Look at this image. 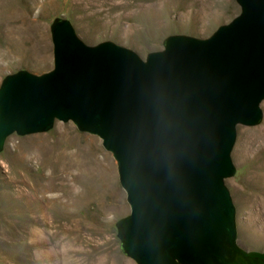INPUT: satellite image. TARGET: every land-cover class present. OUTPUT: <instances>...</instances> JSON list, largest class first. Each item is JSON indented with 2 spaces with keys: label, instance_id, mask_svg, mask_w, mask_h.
I'll return each instance as SVG.
<instances>
[{
  "label": "water",
  "instance_id": "water-1",
  "mask_svg": "<svg viewBox=\"0 0 264 264\" xmlns=\"http://www.w3.org/2000/svg\"><path fill=\"white\" fill-rule=\"evenodd\" d=\"M209 37L174 34L146 59L113 41L86 44L70 20L51 27L54 66L0 85V152L7 138L72 121L117 161L130 213L117 223L137 264H264L238 244L226 180L238 126L262 121L264 0Z\"/></svg>",
  "mask_w": 264,
  "mask_h": 264
},
{
  "label": "rangeland",
  "instance_id": "rangeland-1",
  "mask_svg": "<svg viewBox=\"0 0 264 264\" xmlns=\"http://www.w3.org/2000/svg\"><path fill=\"white\" fill-rule=\"evenodd\" d=\"M202 1L189 0L184 7L175 0H39L33 7L17 1L7 25L0 26L15 39L0 38V85L20 70L40 74L53 68L51 27L58 18L70 20L86 44L113 41L146 59L170 35L206 38L240 13L237 0L222 8ZM162 10L170 29L146 28L142 18ZM262 109L259 124L238 126L236 172L226 180L236 206L238 244L259 252H264V100ZM129 213L117 161L98 135L56 120L49 131L7 138L0 152V264H137L124 252L117 228Z\"/></svg>",
  "mask_w": 264,
  "mask_h": 264
},
{
  "label": "bare ground",
  "instance_id": "bare-ground-1",
  "mask_svg": "<svg viewBox=\"0 0 264 264\" xmlns=\"http://www.w3.org/2000/svg\"><path fill=\"white\" fill-rule=\"evenodd\" d=\"M17 1L22 2L26 6L28 5L29 7H33L34 5H36L38 3L39 0H0V26H4L3 23H5V25H7L6 22L9 19L8 13L10 11L11 5H13L14 3H16ZM226 1H228V0H203L202 1V4L205 7H210L211 8V7H215L216 6V7L222 8L223 6L226 5V3H225ZM166 2L168 3V1H166ZM188 2H189V0H175L176 6H177V4H179V6H182V7L187 6L186 4ZM161 4H163V3H161ZM155 8H154V10H155ZM159 10H161V9L159 8ZM162 12L163 13H160V14H155V13L149 14V16H147V17L145 16V18H142L143 23L146 24V28H148L149 30L152 29L156 33H158L159 31L169 30L170 27H171V25H168V22L166 21V18H165L164 11L162 10ZM11 18H12V16H11ZM209 27H210V25H207L206 26V28H209ZM0 38L4 42H15L14 37L12 35H10L5 29H3L1 27H0Z\"/></svg>",
  "mask_w": 264,
  "mask_h": 264
}]
</instances>
